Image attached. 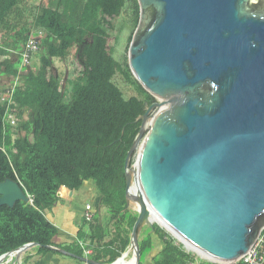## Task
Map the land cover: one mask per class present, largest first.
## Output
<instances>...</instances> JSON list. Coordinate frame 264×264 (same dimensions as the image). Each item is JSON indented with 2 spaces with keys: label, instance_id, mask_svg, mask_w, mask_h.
Segmentation results:
<instances>
[{
  "label": "water",
  "instance_id": "95a60500",
  "mask_svg": "<svg viewBox=\"0 0 264 264\" xmlns=\"http://www.w3.org/2000/svg\"><path fill=\"white\" fill-rule=\"evenodd\" d=\"M137 1L128 65L156 101L136 118L124 165L127 203H139L130 244L106 264L129 254L139 264L141 229L153 223L200 259L236 264L264 228V0ZM17 201L32 197L1 181L0 206Z\"/></svg>",
  "mask_w": 264,
  "mask_h": 264
},
{
  "label": "trees",
  "instance_id": "16d2710c",
  "mask_svg": "<svg viewBox=\"0 0 264 264\" xmlns=\"http://www.w3.org/2000/svg\"><path fill=\"white\" fill-rule=\"evenodd\" d=\"M46 1L49 4L29 11V19L24 0H0L1 38L10 39H1L0 56L10 48L21 50L32 31H44L37 68L21 71L10 58L0 61V73L15 80L16 119L15 125L7 122V105L0 98V182L17 181L32 197V203L0 206V256L35 242L32 249L38 255L58 252L77 264H87L83 257L94 262L90 264L112 263L129 247L138 215L126 200L124 167L139 131L140 121L135 120L144 113L145 103L156 101L133 77L127 56L117 61L107 45L111 19L126 5L133 23L130 43L139 19L138 1ZM73 45L79 47L83 69L67 79L69 90L56 94L57 81L49 74L53 58L66 60ZM117 73L134 88L129 98L114 82ZM87 182L98 193L97 209L106 212L101 216L96 209L90 221L82 217L76 242H62L54 215L64 200L57 193L61 187L79 191ZM139 250V264L147 256L153 264H216L186 251L156 223L141 229ZM29 259L28 255L20 264Z\"/></svg>",
  "mask_w": 264,
  "mask_h": 264
},
{
  "label": "rangeland",
  "instance_id": "374dc122",
  "mask_svg": "<svg viewBox=\"0 0 264 264\" xmlns=\"http://www.w3.org/2000/svg\"><path fill=\"white\" fill-rule=\"evenodd\" d=\"M23 4L24 7L26 8L27 12L25 14L27 16L29 11L33 7L39 6L40 4L47 5L49 3L46 0H24ZM28 18H30V15L28 16ZM111 21H112V29L110 30L107 45L108 48L110 49L109 51L114 56V58L117 61L121 62L125 58V56L128 55L127 46L129 44V36L133 31L132 15L129 6L126 5L121 12L114 14ZM78 48H79L78 46L73 45L71 47L70 54L67 57V59L65 61H60L57 69L53 71L50 70L49 73L50 76L54 77L57 81V85L55 87L56 94H59L64 90H69L70 86L67 82V79H74L77 75H79V73L83 69L82 67L83 60L79 55ZM36 59L33 61V63H31L33 69L39 66L38 65L37 67H34L36 63L39 64V58ZM114 82L122 90L126 98H129L131 95L135 94L133 86L126 83L118 73L114 77ZM135 156H136V152L132 157L133 162L135 161ZM64 193H65V189L62 190V194ZM79 194H80V200H83L82 202H85L87 200L88 203L93 205L92 207H94L95 210L97 209L98 193L91 182L85 183L83 187L79 189ZM65 199H68L67 196L65 197ZM65 199H64L65 203L59 205V207H57L55 210L56 218L59 227L61 229H64L65 234H61L64 242L73 243L75 240L76 231L82 222L81 218L84 217V208L82 207L84 205L78 204L77 202L68 203V201ZM130 204L132 208L135 210L136 208L135 203L131 202ZM97 211H99L101 216H103L104 213L106 212V210L100 206H98ZM162 230L164 229L162 228ZM164 232L169 236H171L165 230ZM173 239L175 240L176 244L181 245L183 247V245L177 239L175 238ZM152 253H154V251ZM57 254L60 255V257H64L65 262L67 263L74 262L77 264V262L73 258L63 255L61 253H57ZM28 255L30 259L28 260L27 264H34L35 263L34 258L36 257V255L28 250L21 253L20 255L13 256L12 258L7 257L5 259H2L1 264H20L24 260V258ZM128 258H131V254L128 255ZM142 263L153 264L150 256L145 257L142 260Z\"/></svg>",
  "mask_w": 264,
  "mask_h": 264
},
{
  "label": "built area",
  "instance_id": "2783aa9c",
  "mask_svg": "<svg viewBox=\"0 0 264 264\" xmlns=\"http://www.w3.org/2000/svg\"><path fill=\"white\" fill-rule=\"evenodd\" d=\"M42 35H43V31L41 30L32 31L29 34L28 39L24 43L22 51L20 52V60H21L22 68L27 67L30 64L32 57L36 53H38L39 47H40L39 42H40ZM14 88H15V84L10 86L3 93L1 97V101L6 103L7 105L6 120L11 125L16 124V119H15V116L13 114V109H12L14 105L13 100H12ZM94 212H95V209L92 207L91 204L88 203L84 206V217L86 220L90 221L91 219H93ZM88 253L89 251H85V254H88ZM123 258H120V259H123ZM132 264H135V262H133ZM186 264H199V262L189 261ZM236 264H264V228L261 230L255 243L250 247V249L244 255H242L237 260Z\"/></svg>",
  "mask_w": 264,
  "mask_h": 264
},
{
  "label": "crops",
  "instance_id": "0c3cea01",
  "mask_svg": "<svg viewBox=\"0 0 264 264\" xmlns=\"http://www.w3.org/2000/svg\"><path fill=\"white\" fill-rule=\"evenodd\" d=\"M27 11L25 10V13H26ZM24 13V14H25ZM30 13V12H29ZM27 14V18H28V16L30 15V14ZM26 15V14H25ZM31 16V15H30ZM30 19V18H29ZM29 21V20H28ZM44 36V31H43V35H42V37ZM2 37V33H0V42H2L1 41V38ZM41 37V38H42ZM3 41H6V42H10V39H7L6 38V36L2 39ZM22 48H23V46H22ZM22 51V49L21 50H13V49H7V54H3L2 56H0V61H2V60H4V59H6V58H10L11 60H12V62L13 63H17V65H18V67H19V69L21 70V71H23L22 69V65H21V62H20V52ZM39 54H40V51H38V53H36L33 57H32V59H31V62H30V64L27 66V67H25V68H29V69H33V66L31 65V63H33V61L36 59V58H38V56H39ZM37 60V59H36ZM61 60L60 59H58V58H53V65L51 66V71H53V70H55V69H57L58 68V64H59V62H60ZM65 61V60H64ZM39 64L38 63H36L35 65H34V67H37ZM4 69L5 68H2V71H4ZM35 69V68H34ZM14 78H13V76H10V75H7V74H5L4 72H2V73H0V98L2 97V93H3V91L6 89V88H8V87H10L13 83H14ZM63 189H65V193L64 194H62V190ZM59 197L60 198H62L63 200L65 199V197L67 196V198L68 199H65V200H67L68 201V203L69 202H72V203H74V202H77L78 204H81V205H86V204H88V201L86 200L85 202H82L83 200H80V194H79V191H76V192H72V193H70V191L67 189V188H63V187H61L60 188V190H59ZM65 203V202H64ZM90 204V203H89ZM84 206H82L83 208H84ZM93 206V205H92ZM94 208V207H93ZM54 221L56 222V224H57V226H58V228H59V235L61 236V234H65V232H64V229H61L60 227H59V225H58V221H57V218H56V214L54 215ZM60 241H62V242H64V240L62 239V236H61V239H60ZM54 250H56V249H54ZM28 251H31V252H33L35 255H36V257L34 258V260H35V263L34 264H76V263H67V262H65V259H64V257H60V255H58L56 252H49V253H47V254H45V255H38V254H36L35 253V251L31 248V249H28ZM59 251V250H58ZM60 258V259H59Z\"/></svg>",
  "mask_w": 264,
  "mask_h": 264
},
{
  "label": "bare ground",
  "instance_id": "6f19581e",
  "mask_svg": "<svg viewBox=\"0 0 264 264\" xmlns=\"http://www.w3.org/2000/svg\"><path fill=\"white\" fill-rule=\"evenodd\" d=\"M131 175H132V184L130 185L129 193H130L131 196H133L135 199H137V198L140 197V195H139L138 190H137V187H136V185H135V179H136V177H135V168H134V167L132 168ZM138 205H139V203H138V201L136 200L135 206H138ZM148 213H149L151 219L157 220V221L160 222L163 226H166V228H167L169 231H171V232H172L177 238H180V239H181V237H180L175 231H173V230L169 227L168 224H166L164 221H162L161 219H159L158 217H156V216H155L150 210H148ZM178 240H179V239H178ZM182 240H183V239H182ZM183 241H184V240H183ZM184 242H185V244H186L187 247H189V248H191V249H196V248H194L191 244H189L188 242H186V241H184ZM16 255H17V253H12V254L9 255V257L12 258L13 256H16ZM126 258H127V259H126ZM1 260H2V259H1ZM1 260H0V264H1ZM133 262H134V259H133V258L131 259V258H128V257L126 256V257H124L123 259H119L118 262H117V264H132ZM216 264H218V263H216Z\"/></svg>",
  "mask_w": 264,
  "mask_h": 264
}]
</instances>
